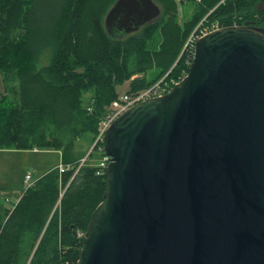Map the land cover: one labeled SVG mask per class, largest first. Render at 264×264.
Masks as SVG:
<instances>
[{
  "label": "water",
  "instance_id": "95a60500",
  "mask_svg": "<svg viewBox=\"0 0 264 264\" xmlns=\"http://www.w3.org/2000/svg\"><path fill=\"white\" fill-rule=\"evenodd\" d=\"M161 14L117 0L105 28L124 38ZM104 152L77 264H264V27L200 38L187 76L124 112Z\"/></svg>",
  "mask_w": 264,
  "mask_h": 264
},
{
  "label": "trees",
  "instance_id": "16d2710c",
  "mask_svg": "<svg viewBox=\"0 0 264 264\" xmlns=\"http://www.w3.org/2000/svg\"><path fill=\"white\" fill-rule=\"evenodd\" d=\"M116 1L0 0V150L61 153L58 166L13 207L0 204V264H77L108 180L96 165L101 142L75 174L89 150L79 142L94 145L119 86L129 82L134 94L188 73L184 48L198 28L264 27V0H183L195 6L184 23L178 0H155L162 8L157 20L113 38L105 17ZM47 49L51 61L41 65Z\"/></svg>",
  "mask_w": 264,
  "mask_h": 264
},
{
  "label": "rangeland",
  "instance_id": "374dc122",
  "mask_svg": "<svg viewBox=\"0 0 264 264\" xmlns=\"http://www.w3.org/2000/svg\"><path fill=\"white\" fill-rule=\"evenodd\" d=\"M180 3L179 21L184 23L190 19L195 6L183 0H178ZM52 57L51 50L44 52L40 58L41 65L50 63ZM142 76V75H141ZM137 77L134 76V78ZM152 78L151 74H148ZM14 83H11L13 86ZM4 82L0 76V94L4 91ZM120 96L129 91V82L118 87ZM91 94L86 93L84 103L87 104ZM81 149H93L90 141L79 142ZM89 147V148H88ZM87 151V150H85ZM99 158H94L95 162ZM61 161V154L57 151H20L17 149H2L0 150V204L11 208L18 202L23 194V191L29 186L25 182L26 175L31 173L34 180L39 179L51 169L58 166Z\"/></svg>",
  "mask_w": 264,
  "mask_h": 264
},
{
  "label": "built area",
  "instance_id": "2783aa9c",
  "mask_svg": "<svg viewBox=\"0 0 264 264\" xmlns=\"http://www.w3.org/2000/svg\"><path fill=\"white\" fill-rule=\"evenodd\" d=\"M223 27H220L218 23L212 24L210 26H206L204 28H198L196 29L188 38L184 51H188L187 55V64L189 67L192 64V61L195 56V47H196V42L202 38L203 36L209 34L210 32L220 29ZM188 73H184L182 76H179L178 78H170L167 79V75L149 86L148 88L134 93V94H129L126 93L122 96H120L118 99L113 101L109 108L108 114L104 117V119L101 121L99 125V132L96 137L95 143L93 147L98 143L101 142L103 143V150H104V137L108 129L112 126V124L128 109H130L132 106L136 105L139 102L153 99L156 97L163 96L167 94L172 88H174L177 84H179L186 76ZM93 150V149H92ZM91 150V151H92ZM91 151L88 152L86 157H84L80 163L79 166L75 172L78 173L79 170L81 169L82 166H84L89 158V155ZM111 162V157L108 156L105 152L102 154V157L99 159L97 162V166L99 168L98 174H106L108 171L109 164ZM59 169L61 172L67 171L69 168L65 167L63 165H59ZM25 182L29 185H31L32 182V175L31 173H28L25 178Z\"/></svg>",
  "mask_w": 264,
  "mask_h": 264
},
{
  "label": "crops",
  "instance_id": "0c3cea01",
  "mask_svg": "<svg viewBox=\"0 0 264 264\" xmlns=\"http://www.w3.org/2000/svg\"><path fill=\"white\" fill-rule=\"evenodd\" d=\"M61 154V153H60ZM37 180V179H36ZM35 180H34V178H33V176H32V182H34Z\"/></svg>",
  "mask_w": 264,
  "mask_h": 264
},
{
  "label": "bare ground",
  "instance_id": "6f19581e",
  "mask_svg": "<svg viewBox=\"0 0 264 264\" xmlns=\"http://www.w3.org/2000/svg\"><path fill=\"white\" fill-rule=\"evenodd\" d=\"M224 28V27H223Z\"/></svg>",
  "mask_w": 264,
  "mask_h": 264
}]
</instances>
